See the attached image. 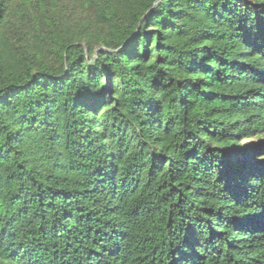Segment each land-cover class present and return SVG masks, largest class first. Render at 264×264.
Wrapping results in <instances>:
<instances>
[{
  "label": "trees",
  "instance_id": "trees-1",
  "mask_svg": "<svg viewBox=\"0 0 264 264\" xmlns=\"http://www.w3.org/2000/svg\"><path fill=\"white\" fill-rule=\"evenodd\" d=\"M0 264H264V0H0Z\"/></svg>",
  "mask_w": 264,
  "mask_h": 264
}]
</instances>
